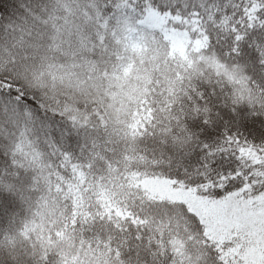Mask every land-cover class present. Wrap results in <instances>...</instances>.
<instances>
[{
  "label": "snow or ice",
  "instance_id": "6c2138e0",
  "mask_svg": "<svg viewBox=\"0 0 264 264\" xmlns=\"http://www.w3.org/2000/svg\"><path fill=\"white\" fill-rule=\"evenodd\" d=\"M0 264H264V0H0Z\"/></svg>",
  "mask_w": 264,
  "mask_h": 264
}]
</instances>
